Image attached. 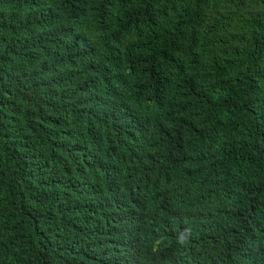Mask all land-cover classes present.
<instances>
[{"label": "trees", "instance_id": "trees-1", "mask_svg": "<svg viewBox=\"0 0 264 264\" xmlns=\"http://www.w3.org/2000/svg\"><path fill=\"white\" fill-rule=\"evenodd\" d=\"M110 192L166 264H264V0H0V264H90Z\"/></svg>", "mask_w": 264, "mask_h": 264}, {"label": "clouds", "instance_id": "clouds-1", "mask_svg": "<svg viewBox=\"0 0 264 264\" xmlns=\"http://www.w3.org/2000/svg\"><path fill=\"white\" fill-rule=\"evenodd\" d=\"M123 177L124 174L120 172L119 179ZM104 196L108 197L106 202H88L77 214V222L82 227L73 236L77 238L78 244H82L90 264H160L159 260L166 264L162 257V233L166 227L158 218L159 214H163L164 208L146 200L124 201L112 192ZM108 210H111L112 219L122 234L138 245L143 254L127 249H104L101 237L91 235L100 222L96 216Z\"/></svg>", "mask_w": 264, "mask_h": 264}]
</instances>
